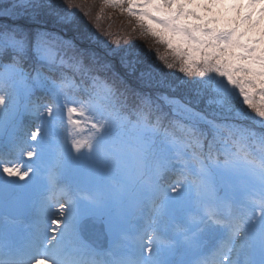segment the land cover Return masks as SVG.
<instances>
[{"label":"snow or ice","instance_id":"obj_1","mask_svg":"<svg viewBox=\"0 0 264 264\" xmlns=\"http://www.w3.org/2000/svg\"><path fill=\"white\" fill-rule=\"evenodd\" d=\"M103 4L182 79L72 0H0V264H264V0Z\"/></svg>","mask_w":264,"mask_h":264},{"label":"trees","instance_id":"obj_2","mask_svg":"<svg viewBox=\"0 0 264 264\" xmlns=\"http://www.w3.org/2000/svg\"><path fill=\"white\" fill-rule=\"evenodd\" d=\"M76 5L81 6V9H78V14L81 12H89L91 15L88 17H83L84 23L90 26H98L101 30L107 29L113 34L112 38L121 39L122 42L131 43L139 51L150 50V58L163 67L164 63H170L174 60L172 55L168 50L161 45L154 37L150 34H147L144 30L140 29L135 17H130L126 12H122L119 8H112L105 6L103 0H72ZM99 17V19H96ZM30 27H41L48 30L53 28L52 23L49 22H36L27 21L26 22ZM67 35H71L68 33ZM159 55L164 57V61L155 60V57ZM179 69L178 66H174L173 69L169 70L165 68L166 72L170 71V79L176 81L177 83L182 79V74L177 72ZM21 87V95L16 101V104L20 110V121L22 120V115L26 111V100L23 95V85ZM193 87H195L193 85ZM11 107V106H10ZM198 110H204L205 105H198ZM207 113L211 116V109H207ZM82 129H78L79 132H82ZM83 151V149H82ZM75 154V153H74ZM116 181H119V177L113 178Z\"/></svg>","mask_w":264,"mask_h":264},{"label":"rangeland","instance_id":"obj_3","mask_svg":"<svg viewBox=\"0 0 264 264\" xmlns=\"http://www.w3.org/2000/svg\"><path fill=\"white\" fill-rule=\"evenodd\" d=\"M173 64H175V65H177V62L176 61H174V60H172L171 61ZM37 95H41L40 93H38ZM33 99H35V97H33ZM36 123H38V121L29 113V112H25L24 114H23V119H22V124H25V125H35ZM63 124L64 125H68V114L65 112L64 113V115H63ZM88 134V132L86 131L85 133H81L80 132V135L82 136V137H85L86 135ZM51 150L53 151V153H55V151H56V148H55V145H52V148H51ZM42 174H44V175H46V171H45V173H42ZM257 211H258V209H257ZM134 223L138 226V227H143V225L145 224V220H144V218H140V219H138V220H135L134 221ZM149 235H150V237H151V232H149ZM148 240L149 239H147V240H143V243L145 244V246H147V244H148Z\"/></svg>","mask_w":264,"mask_h":264},{"label":"water","instance_id":"obj_4","mask_svg":"<svg viewBox=\"0 0 264 264\" xmlns=\"http://www.w3.org/2000/svg\"><path fill=\"white\" fill-rule=\"evenodd\" d=\"M94 230L96 233H95V236L97 234H99V236L101 238H106V234H105V231H104V225L103 224H95V225H91V231ZM92 238L93 240L95 241L93 235H92Z\"/></svg>","mask_w":264,"mask_h":264}]
</instances>
